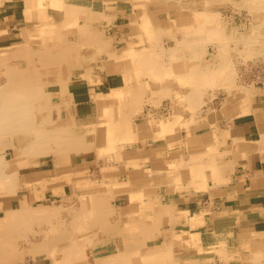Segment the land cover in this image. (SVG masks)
Listing matches in <instances>:
<instances>
[{
    "label": "rangeland",
    "instance_id": "374dc122",
    "mask_svg": "<svg viewBox=\"0 0 264 264\" xmlns=\"http://www.w3.org/2000/svg\"><path fill=\"white\" fill-rule=\"evenodd\" d=\"M30 1L15 0L9 4V1L3 3L0 0L4 11L13 10L11 8L15 6L13 13L16 12L15 19L7 22L6 32L5 25L0 24V55L4 57L8 54L5 59L7 64L24 70L25 62L15 59L7 50L23 46L31 32H34V36L39 38L37 42H40L45 35L41 31L48 28L58 42L73 43V50L78 54L73 62L67 64V72L60 73L61 76L67 73V83L74 81L76 76L90 81V76L94 79L97 75L117 74L121 79L120 83L122 81L117 87V100L124 99L125 107L115 106L113 113L120 115L125 111L130 112L121 116V123L125 124L124 140L131 139L125 135V130L131 128L133 113L135 118H145L143 125L146 128L149 125L167 143L169 153L159 165L156 164L157 161L142 157H138V161L144 160L142 165H127V160L117 152L118 148L109 150L102 146L101 149V144L105 141L98 140L95 133H99V129L94 131L91 127L86 130L81 128L80 131L84 132H79L88 136L84 145L77 144L78 151L76 147L70 151H60L58 144L54 142L47 145L49 150L30 158H25L24 153H18L22 166L13 171V174L8 170L4 176L7 187L0 188V195L6 197L5 206L0 207V218L6 215L7 210L55 207L59 211V219L69 223L83 204L81 197L84 190L80 184L83 182L93 190L107 191V200L114 204L118 213L111 219L113 222H120L122 199H127L130 194L138 192L137 198L134 195L135 206L151 205L153 212L154 204L162 208L168 206L163 197L171 203V199L181 202V212L174 211L172 207H164L172 216L167 221H155L150 237L135 231V237H142L148 247L160 246L163 241L169 242L161 259L169 253L173 255V249L177 247L172 242L173 238L180 240L177 243L182 244L181 247L192 244L200 246V235L205 233V240L213 243L207 251L216 256L221 264L245 255L251 257L246 264H264V251H261L264 247L247 251L238 239L239 233H248L240 230L244 223L238 217L229 218L225 212L219 215V202L210 200L215 191L209 189L222 184L221 179L211 176L210 169L204 175L196 174L205 161L211 163L210 159L216 157L223 158L220 175L230 178L235 173L234 167L229 166L234 158L231 151L235 142L229 130L237 117L235 98L239 94L247 96L248 100H244V104L248 106L259 104L260 99H264V3H258V0L254 3L250 0H133L135 7H132L130 0H98L86 6L79 3L58 4L55 0H38L37 3ZM175 13L188 20L183 29L177 26ZM79 32L96 37L95 40L100 45L91 46L82 35L79 37ZM188 35L199 36L201 40L195 46L192 44V47ZM182 44L185 46L181 47ZM183 48H186V55L182 52ZM5 68L3 65L0 67L1 85L6 84ZM54 75L51 70L45 71L39 79L28 83L34 87L46 84L43 86V93L46 102L53 108H44L41 116H45L49 123L57 112V93L63 85ZM73 75L75 76L70 78ZM123 79L130 81L127 84ZM40 86L35 90L39 91ZM117 91L114 90L115 93ZM63 99L65 98H61ZM98 113L100 114L99 110ZM99 118L103 120L100 121ZM98 119L97 128L108 126L104 123L106 118L102 114ZM38 121L43 120L39 118ZM137 127H142V124ZM255 141L252 140L251 144L264 148V133L257 136ZM11 153L9 149L8 159H12ZM74 153L81 154L83 161L95 162V170L88 174L87 170L78 172L71 167L78 182L65 183L61 198H57L55 202L51 200L54 197L51 187L64 182L65 177L54 175L39 178L37 187L35 185V199H30V188L23 186L25 179L22 176L31 169L27 162H37L38 170L42 167H57L71 179L73 176L68 171L71 162L69 157ZM206 166L211 167L210 164ZM136 171L141 172L143 177L139 181L134 178L130 180L129 174ZM135 181L137 183L132 184ZM10 185L19 189L8 190ZM29 185L31 187L34 184L31 182ZM18 190L27 192L22 197L13 194ZM187 195L194 201L190 203L184 200ZM189 206L193 223L189 221L188 211H184ZM218 216L225 224L218 221ZM189 225L191 231H199L200 234L184 232ZM47 228V223L33 225L25 236L30 243L24 242L22 238L18 250L28 249ZM177 229L180 233H177ZM127 235L131 236L128 232ZM117 236L114 233L112 238ZM118 239L122 241V237ZM141 251V247L135 249L133 255L137 264L143 262ZM197 251L204 253L206 250L200 248ZM253 251H257L255 253L259 255L252 256ZM80 260L85 261L84 255ZM13 264H52V261L27 255L24 260Z\"/></svg>",
    "mask_w": 264,
    "mask_h": 264
},
{
    "label": "bare ground",
    "instance_id": "6f19581e",
    "mask_svg": "<svg viewBox=\"0 0 264 264\" xmlns=\"http://www.w3.org/2000/svg\"><path fill=\"white\" fill-rule=\"evenodd\" d=\"M37 1L38 0H31L30 2L37 3ZM250 1L252 3L255 2V0ZM261 2L264 3V0H258V3ZM130 3H132V7H135L133 0H130ZM174 15L175 19H177V26H179L180 29H183L188 20L184 18L185 16H182L179 13L177 16L176 13ZM43 32L45 33L43 36L44 39L40 42H37L39 38L34 36V32H31L23 46L7 50V52L11 56H14L15 59L25 62L24 70H18L16 67L8 65L5 60L8 56L7 53L4 57H2L3 55H0V67L1 65H3V67L6 66L4 72L6 84H0V188L7 187V185H5L4 176L8 173V170H10L11 174H13V171L22 166L20 159L18 158V153H24L26 154L25 158H30V156L43 153L46 149L49 150L47 145L49 146L50 143L54 142L58 144L60 151H70L74 147H76V151H78L77 148L79 147H77V144L84 145L87 140L88 135L86 133H80L84 131L79 132L75 129L72 130V126L65 124V121L62 119H53L52 122L49 123L45 119V116H41V114H44V108H53L52 105L49 106V103L46 102L47 99L43 93V86L46 84H43L42 86H40V84L34 87L28 83L33 81V79H39L45 71L51 70L55 74V79L63 83L60 87L59 96L61 98H65L68 92L67 90H69L67 88L68 75L66 73L61 76L60 73L63 71L67 72V64L73 62L74 58L78 57V54H76L73 50V43L69 41L58 42L56 37L51 35L53 33L48 28L41 31V33ZM81 35L91 46L100 45L96 42V37H89L83 33H80L79 37ZM186 35L187 34H185V36ZM188 37L190 38L191 42L189 43L192 47L193 45L195 46L199 40H201L199 36L195 37L188 35ZM183 46L185 45L182 44L181 47ZM185 49L186 48H183L182 52L186 55ZM74 76L75 75L70 76V78ZM76 78L80 79L81 76H76ZM129 81V79H126L125 83L128 84ZM39 86V91H36L35 88ZM114 90L117 91V87H113L109 93L104 92L101 94H93V100L98 104L97 108L99 109L100 114L106 118L104 119V123L108 124V126L103 128V130L101 129L99 133H95L98 140L100 139V142L105 141L101 144V149H103L102 146L109 150L114 147L116 149L118 148L117 144L119 141H125L123 137L125 124L121 123V116L123 115L120 116L113 113V108L115 106H120L121 108L125 107L123 104L124 99L117 100L119 91L115 93ZM235 99L236 101L234 102V105L238 106V110L235 111L237 115H244L251 112L249 106L244 104V100H248L247 96L239 94ZM39 118L43 121L39 122ZM99 119L100 121L103 120L102 118ZM143 126L146 128V126L142 124V127ZM92 129L94 131L97 130L95 127ZM162 130H164V128ZM113 140H115L116 143ZM234 142L233 153L238 154L244 152L245 150L249 151L247 143L243 138H234ZM5 149L7 151H5ZM9 149L12 152V159H8L7 157ZM85 149H87V146ZM122 158L127 160V165L131 164L132 166L137 164L142 165V161H144H138V157L131 156ZM222 159L223 158L216 157L214 159H210L211 163L209 161H205L203 166L196 171V174L204 175V173L210 169V175H215V177L217 176L222 182L223 176L220 175L223 165V162H221ZM27 164L31 165L30 162H27ZM207 164H210L211 167H207ZM55 168L51 169L50 176L61 175L62 177H65V179L64 182L52 185L51 190L53 193H51L54 196L51 199L52 202H55L57 198H61V191L62 188H64L63 185L65 183L70 181L78 182V178L75 177L74 170L71 169V167L68 168V171L73 176L71 179L68 178L66 172H61L60 169L58 170L57 167ZM27 173L22 175L25 179V181H23L25 182V185L23 186L30 188V199L33 200L35 199V189L37 184L35 183L30 187L29 183L33 181V177L30 176V171L28 174ZM140 173L141 172L136 171L133 174H129L130 180L134 178L139 181V179L143 177V174ZM39 178L42 179V176ZM135 183L137 182L135 181L132 184ZM80 184H82V190H84L81 197L83 204L81 209L77 211L75 217H72V220L69 223L65 220L59 219V211H57V208L55 207L38 208L36 206L37 208L27 210H7L5 213L6 215L3 218H0V264H13L18 260H24L27 255L35 258L42 257L43 259H49L52 261V264H91L87 259V247L99 246L107 240L114 239L112 238L114 233L118 234L117 237L120 236L123 238L126 250L120 253L117 261L104 264H137V262L133 259V255L135 253V249L140 247L142 249V264L174 263L172 260L173 255H171V253L167 256L164 255L161 259L163 252L167 250V246H169L168 241H163L162 244L157 247H148L142 237L139 235V238L135 237V231H140L143 235L148 234L150 237V234H152L154 230L153 226L155 221H167L169 217L172 216L171 213L166 212L164 207L162 208L154 204L153 209L155 212H153L151 210V205L150 207L149 205L135 206L136 204H134L133 200H136L139 193L130 194L127 192L130 196L127 195L126 200L128 202H123L121 205L122 209L119 214L120 222H118V220L113 222L111 219L118 213L115 210L114 204L109 203L107 200V191L103 192V190H93L89 184H83V182ZM11 189L17 190L19 187L17 188L15 185H10V189L8 190ZM135 216L137 218H135ZM44 223L48 224V228L42 231L43 233L41 234V237L36 238L35 242L31 243L28 249L19 251L18 247L22 238H24V242L26 241L27 243H30L29 239H25V236L31 231L32 226L35 224L43 225ZM127 232L130 233V237L127 235ZM242 238L249 241L247 244H249L250 247L246 246L248 250L264 247V233H251L242 236ZM172 242L177 246L176 237L173 238ZM195 243L197 244V242H194V244ZM255 252L257 251H253L251 255H259ZM83 255L85 257V261L80 260V257Z\"/></svg>",
    "mask_w": 264,
    "mask_h": 264
},
{
    "label": "crops",
    "instance_id": "0c3cea01",
    "mask_svg": "<svg viewBox=\"0 0 264 264\" xmlns=\"http://www.w3.org/2000/svg\"><path fill=\"white\" fill-rule=\"evenodd\" d=\"M1 1L3 3L9 1V4H11L12 1L13 3L15 2V0ZM55 2L65 5L79 3L86 6L90 3L98 2V0H55ZM14 7L15 6L11 8L13 10L4 11V5H0V24L5 25L4 32H6V29L8 28L7 22H10L12 19L14 20L16 17L14 15L16 12L13 13ZM90 77V81L83 78H75L74 81L68 83L67 88L69 90H67V95L63 100H61V97L59 96L60 90L58 93L56 92L59 96L58 98L60 103L57 104V112L54 117H52L54 120L62 119L65 121V124L72 126L75 130L78 129L77 131H80L81 128L86 130L87 127L93 128L95 126V128H97L99 121V113L97 114V111L99 109H97L96 101L93 100V94H101L107 92V90L109 91L111 87H119V85L122 84V81L120 83V78L115 73L111 75H97L94 79L92 76ZM260 101L261 102L259 104L249 105L251 112L244 115H237L232 123V127L229 130V134L233 141L234 138H243L247 143L249 151L245 150L237 155L231 151L234 158L231 160L229 166L234 167V175L230 178L223 176L222 184L209 189L211 191H215V195H213L210 200L219 202L217 206L221 210L219 215L221 212H225L229 218L238 217L241 223H244V227L241 225L240 230L248 231V233H239L238 239L241 240L243 243L242 245H244L245 248L246 246L250 247V245L247 244L249 241L244 240L242 236L251 233H264V148H258L257 146L251 144L252 140L255 141L257 136H259V133L260 135L261 133H264V99H260ZM236 110H238V106H235V111ZM124 114H130V112L125 111L120 114V116ZM130 122H132L131 128L129 127L125 130V135L131 139H129V141L118 143L117 152L120 153L121 157L131 156L142 157L144 159L150 158L153 161H157L156 164H161L162 160H165L169 153L167 143L161 140L160 137L157 136V133L150 127H137L138 125H141V123H145L144 117L142 119L139 117L135 118L133 113H131ZM97 129L103 130V128ZM81 156L82 155L79 153L72 154L70 156L71 158L69 157V160L71 159L69 168L72 167L73 169L78 170V172L87 170L86 173L88 174L95 170V162L86 160L83 161ZM30 163V176L33 177L32 179L34 181H32V184L37 183L39 177L41 176L42 178L50 177V168L42 167V169L38 170V166L36 165L37 162L32 160ZM24 192H27V190H18L13 194L20 195L22 197ZM5 199L6 197L1 194L0 207L5 206ZM162 199L168 202V206L164 207H172L171 209H174L176 212L181 208V202H177V199H171L172 203L168 201L169 199H165V197ZM184 200L189 201L190 203L194 201L193 198L188 195L184 198ZM123 202L127 203L128 201L125 198L122 199V203ZM190 207L191 206H189V208H185L184 211H188V217H190L189 221L190 223L191 221L193 223L194 218L192 213H190ZM179 212L181 211L179 210ZM218 221L225 224V222L219 219V216ZM184 232H195V234H200L199 231H191L190 225ZM177 233H180L179 229H177ZM118 238L120 237H115L114 240L99 246H88L86 249L88 261L91 264H104L117 261L120 253L126 250L123 238L122 241ZM200 238V246L192 244L190 246L181 247L182 244L177 243V247L173 249L174 251L172 250L174 264H221V262L217 260L216 256H213L211 252L207 251V249H210V247L213 246L211 245L213 243H208L205 240V233H202ZM200 248L206 251H204V253L201 252V254L197 251ZM247 251L249 250L247 249ZM247 251H245V254ZM261 251L263 252L264 248H261ZM235 259L230 260L227 264H245V262L247 263L251 257H247V255H245L243 258L236 257Z\"/></svg>",
    "mask_w": 264,
    "mask_h": 264
}]
</instances>
